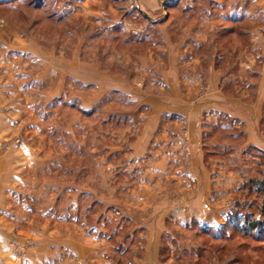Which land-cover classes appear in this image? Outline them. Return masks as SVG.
Masks as SVG:
<instances>
[{
  "label": "rangeland",
  "instance_id": "rangeland-1",
  "mask_svg": "<svg viewBox=\"0 0 264 264\" xmlns=\"http://www.w3.org/2000/svg\"><path fill=\"white\" fill-rule=\"evenodd\" d=\"M155 1L0 0V264H264V233L229 220L261 218L264 148L242 119L202 118L205 164L226 182L198 209L197 187L161 190L165 213L136 205L154 152H129L144 100L170 91V42H187L179 75L200 58L191 96L214 64L227 97L261 99L264 0ZM261 116L263 136L264 96Z\"/></svg>",
  "mask_w": 264,
  "mask_h": 264
},
{
  "label": "crops",
  "instance_id": "crops-1",
  "mask_svg": "<svg viewBox=\"0 0 264 264\" xmlns=\"http://www.w3.org/2000/svg\"><path fill=\"white\" fill-rule=\"evenodd\" d=\"M141 1L150 8H154V4L156 3L155 0ZM147 13L150 12L147 11ZM185 44L187 42L184 40L169 43L168 62L170 66L168 68L170 72L165 70L167 74L165 72L164 77L173 79L172 84H170V91L166 95L152 98L147 97L144 100L150 107V113L146 119L141 120V131L130 143L131 149L129 148V152L133 151L134 156L140 159L145 156L144 154H148L146 151L148 148H151V153L154 152L152 156L146 157L149 166L141 169L143 170V174L135 180L139 185L138 189L145 194L143 197L139 193L140 197L137 196L135 198V204L139 207L153 206V208H156L154 200H164L166 203L157 208V210L160 209L159 212L161 213H165L171 209L168 203L171 199L170 196L166 194V196L162 195V197L159 195L161 190L163 192H173L178 189L197 187L198 190L188 200V209L191 211L202 206V200L208 198L213 187L215 188L217 184L221 185L226 182H223L222 178L213 180L212 174L215 173L211 172L204 161L202 118L206 111H211L212 114L225 112L242 119L246 123V141L264 148V134L261 137L257 133L259 120L262 117L261 107L264 87L259 89L262 95L261 99L258 98L253 104L244 105L239 102V99L227 97L223 94L220 89V74L214 64H212L205 68L206 73L203 76L205 79L204 90L198 88V92L191 96L192 94L190 93L195 91L192 92L190 90L194 88V83L198 82L195 80L196 73L200 69L203 71V67L198 66L200 58L195 55L190 60L188 59V62H190L188 65H190L191 70L194 72L190 73L185 70V72L179 75L177 67L179 68L181 63L184 65L187 61L186 58L183 60L178 50ZM261 73L262 84L264 81V66ZM191 74L194 75L191 76ZM181 81H184V85H188L187 92L182 94L178 92V85ZM189 97L191 98L187 99ZM0 108H3L1 104ZM166 112L171 113V117L177 119L170 127L165 126L161 119L162 115ZM244 112H248V114ZM208 116H211V114ZM172 160H175V162L172 163ZM179 160H181L180 163ZM147 194H150L151 200L146 202L145 199L147 197L145 196ZM156 213L158 214V212Z\"/></svg>",
  "mask_w": 264,
  "mask_h": 264
},
{
  "label": "trees",
  "instance_id": "trees-1",
  "mask_svg": "<svg viewBox=\"0 0 264 264\" xmlns=\"http://www.w3.org/2000/svg\"><path fill=\"white\" fill-rule=\"evenodd\" d=\"M224 117V116H223ZM227 118V116H225ZM224 117V118H225ZM259 187H264V184L262 183V186L259 185ZM258 213L261 215V218H257V219H251L249 217H247V215L241 216L238 212L234 213L232 216H230L231 218H229L230 222L233 221H237L236 222V226L243 228L244 224L245 229H248L247 231H251L254 232L258 231V232H263L264 233V193L263 196L261 198V203L258 206ZM242 218V222L241 219Z\"/></svg>",
  "mask_w": 264,
  "mask_h": 264
}]
</instances>
